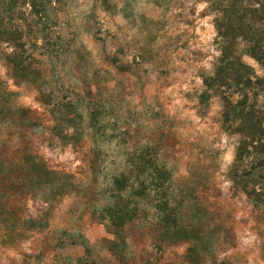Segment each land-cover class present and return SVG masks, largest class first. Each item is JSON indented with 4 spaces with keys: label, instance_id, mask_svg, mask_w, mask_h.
<instances>
[{
    "label": "rangeland",
    "instance_id": "1",
    "mask_svg": "<svg viewBox=\"0 0 264 264\" xmlns=\"http://www.w3.org/2000/svg\"><path fill=\"white\" fill-rule=\"evenodd\" d=\"M30 1L0 0L31 71L14 79L0 37V264H264V154L238 160L244 119L222 116L246 96L264 126V18L245 0ZM228 21L245 34L218 37ZM222 48L250 85H204Z\"/></svg>",
    "mask_w": 264,
    "mask_h": 264
},
{
    "label": "trees",
    "instance_id": "2",
    "mask_svg": "<svg viewBox=\"0 0 264 264\" xmlns=\"http://www.w3.org/2000/svg\"><path fill=\"white\" fill-rule=\"evenodd\" d=\"M246 1L248 0H245L243 4L239 6L238 12L241 14H247L254 20H263L264 0H251L253 3L257 4L258 7H255L252 4L248 5ZM42 6L43 5H41L40 8V4H35L34 0L30 1V7L33 8L35 12L45 10V8H43ZM37 7L38 9L40 8V10H38ZM2 20L3 19H0V25H2ZM227 20H229V18ZM42 31V29H34V27H30L28 29V32L32 33L33 35H41L43 33ZM238 32L242 35L245 34L246 31L244 32L240 25H234L229 21L225 23H219L216 26L217 36L222 39H225L230 35L234 36ZM20 36V30H6L2 29V27L0 26V37H2L5 42H14V47H16L15 53L6 54L5 56L10 70H12V75L16 80H21L28 72H31L29 71L30 62H27L26 59L21 56V53L24 51V45L22 41H20ZM40 38L45 40V34H42ZM221 53L222 54L218 58L212 75L203 76L204 85L207 88L213 84L219 87H223L225 85L229 87V85L226 84V79H228V75L230 72L233 74V83L236 87L237 85L241 84L240 87L242 89L245 86L250 85L252 83L251 76L249 75L250 67L242 64L241 62H236L234 66V63L227 62L229 53L226 48H222ZM249 54H251V56H253L259 63L264 65V46L261 42L257 44H251V46L249 47ZM232 68L233 70H231ZM32 71L34 72V70ZM255 80L257 85H260L261 87L263 86L264 79L257 78ZM223 98L225 101L224 108L226 109V111H224L222 115L223 119L225 121L227 120V109H230L232 111V114H236L244 119L243 127L240 130V133L242 134L244 140H241L237 147V159L241 160L252 153L264 154V126H262L258 117L256 116V110L254 106H252V104L250 103H246V96H244L241 100L236 101L235 103H232L231 101L226 99L225 96ZM244 144H246L247 147L250 146L251 149H246Z\"/></svg>",
    "mask_w": 264,
    "mask_h": 264
}]
</instances>
